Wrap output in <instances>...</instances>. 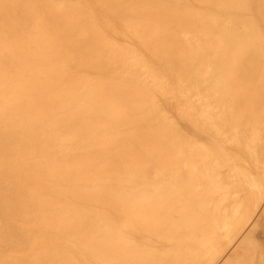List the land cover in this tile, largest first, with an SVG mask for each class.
Masks as SVG:
<instances>
[{"label": "bare ground", "instance_id": "6f19581e", "mask_svg": "<svg viewBox=\"0 0 264 264\" xmlns=\"http://www.w3.org/2000/svg\"><path fill=\"white\" fill-rule=\"evenodd\" d=\"M0 264H264V0H0Z\"/></svg>", "mask_w": 264, "mask_h": 264}]
</instances>
